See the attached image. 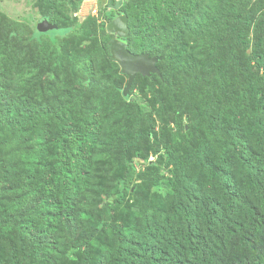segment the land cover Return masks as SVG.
Instances as JSON below:
<instances>
[{"label":"trees","instance_id":"trees-1","mask_svg":"<svg viewBox=\"0 0 264 264\" xmlns=\"http://www.w3.org/2000/svg\"><path fill=\"white\" fill-rule=\"evenodd\" d=\"M83 1L34 0L56 26L48 32L62 31L55 39L0 11V60L11 67L0 63V175L12 174L0 183V264H264V0H107L97 16L70 19ZM119 15L129 28L120 40L160 72L137 74L125 97L109 53L117 37L105 31ZM95 34L91 56L78 57L96 87L122 98L121 120L108 134L101 121L71 132L56 120L53 138L36 140L64 98L82 117L91 110L64 85L77 62L68 39ZM19 50L32 57L25 76ZM100 52L109 65L95 78ZM94 127L99 137L85 139ZM152 134L159 143L145 146ZM133 161L144 167L136 177Z\"/></svg>","mask_w":264,"mask_h":264},{"label":"rangeland","instance_id":"rangeland-1","mask_svg":"<svg viewBox=\"0 0 264 264\" xmlns=\"http://www.w3.org/2000/svg\"><path fill=\"white\" fill-rule=\"evenodd\" d=\"M121 1H126V0H121ZM33 2L34 0H0V11L4 14H6L9 18L15 20L18 23H24L27 24L31 29H34L37 26V23L40 19V15L38 14V11L36 8L33 7ZM92 0H84L80 6H79V10L78 13L76 14H72L69 13L68 17L70 19H75L73 17L76 16V18H81L84 19L85 17H89V12L88 9L90 7V4L92 3ZM107 0H96L95 6H96V11H98V6H104L106 5ZM93 7V6H91ZM39 33V32H38ZM52 33V34H51ZM61 35L62 31L60 30H56L53 32H48V36L53 37V39L56 38V36L54 35ZM53 35V36H52ZM97 34L91 36L90 41L89 40H82V41H78L79 38H77L76 36H72L68 39V42L71 45H75V47L73 48H68V50L76 56L77 58V62L75 64V66L73 67L70 77L67 79V81L65 82V85H67V88H69V95L75 96L77 94V92L79 91V99H80V103L82 104V106H86L88 108H91V110L89 111V113L85 116H81V114L78 113V111H76V109H74L75 107L73 105H68V98H64L63 101L61 102L62 104L60 105L61 107L64 108L63 112H61L60 114L58 113V115L56 117H51L50 120H48L47 122H45L44 124H42L40 126L39 129V134L37 133H31L30 135H33V138H35L36 140L39 139H48V138H53L54 135V131L57 130V128H59V126H56V120H59L60 123H69V127L72 129L71 132H77L81 130V125L84 123H88L90 119H92L96 124H98V121H101L103 123V131L104 129H107V134L111 132V129L113 130V124L117 121V120H121V117L123 115V111L125 110L122 107V98L116 94L113 90L111 92V90L109 89H105V92L101 89V87H96L95 84L92 82V80H90V77L86 74V71L84 69L85 65H86V61L81 60L78 56L81 55V53L83 52H88L90 51V49L92 48L93 43L95 44L94 40L97 38L96 36ZM18 37L21 40H25L29 37V33L27 31H21L18 32ZM117 39V38H115ZM53 41V40H52ZM26 47H21L22 51H25ZM65 49V48H63ZM62 49V50H63ZM66 51V50H65ZM90 56H91V51L89 52ZM94 54L96 55V52H94ZM101 56V57H99ZM94 57V56H93ZM27 59V63L25 64V66H23L24 61ZM100 60L99 64H97V66H95V78L98 77V69L100 70H104L105 68V62H107L106 60V55L105 52H100L98 54V59H94L93 62ZM0 63H2V66L6 67L7 71L9 68L5 66V61L4 59L0 60ZM17 66H14V69L17 68L18 69V74L20 76H25L26 74L30 73V66L32 65V57L29 55L26 56V58L23 60L22 54H20V50L18 52V57H17V61H16ZM107 64L109 65V63L107 62ZM68 65L67 61H62L61 62V68H65V66ZM24 67V68H22ZM121 82V83H120ZM126 82V78L124 77H118V79L116 80V84H122L124 85ZM25 92V91H24ZM130 97L132 99H135L136 101H138L141 105H143L145 108L150 109L149 111H154L155 110V106H151L148 104L149 100L148 98H143L142 95L138 92L137 89L132 91V94L130 95ZM112 114H115L114 116ZM108 119H105V118ZM52 119V120H51ZM105 119V120H104ZM104 120V121H103ZM127 122H122V125L119 128V134L123 135L126 132L127 127L125 126ZM41 129V130H40ZM155 132L157 133V129L155 130ZM41 133V134H40ZM98 135V131L97 129L94 128H90V130L88 131V135L85 136V139H89L93 137H99ZM110 135V134H109ZM114 137V136H113ZM151 140H146L143 139L144 141V145H149L150 143H159V139L157 138L156 134H152L150 136ZM85 148V140H84V144H83V149ZM82 149V150H83ZM100 147H96L95 148V152L93 154V156L96 159H100L99 154L101 152H106L107 149L105 148H101L99 151ZM149 161H153L154 157L150 156ZM43 166H46L45 169H49V163H47V165L40 163ZM132 167L134 168V176L136 177V175L139 173L140 170H142L143 168L139 167L134 161L131 162ZM163 167V166H162ZM153 167H151L152 169ZM164 171V170H162ZM34 174H28L27 180L33 178ZM164 177L167 176V172H163ZM12 179V174L10 172L0 175V183L6 180H10ZM32 181H29L26 183V185L24 186L23 191L25 193H27V191L29 192V190H31V185ZM139 182L136 181V178L134 179L132 184H138ZM77 184V183H75ZM131 184V185H132ZM80 187V186H79ZM133 190V189H132ZM32 198L35 196L33 194ZM39 221H41L40 218H38ZM53 233V231H51V234Z\"/></svg>","mask_w":264,"mask_h":264},{"label":"water","instance_id":"water-1","mask_svg":"<svg viewBox=\"0 0 264 264\" xmlns=\"http://www.w3.org/2000/svg\"><path fill=\"white\" fill-rule=\"evenodd\" d=\"M36 29L39 33H46L56 29V26L50 24L45 19H41L38 21ZM105 31L118 38L111 42L109 53L111 59L119 66L121 74L125 75L127 78L126 84L122 90L123 97L127 96L137 74L142 77H150L153 74L157 76L160 75L156 66L158 60L155 57H150L147 53L133 54L127 49L126 43L120 40L126 39L129 36L126 15L115 17L106 24Z\"/></svg>","mask_w":264,"mask_h":264},{"label":"built area","instance_id":"built-area-1","mask_svg":"<svg viewBox=\"0 0 264 264\" xmlns=\"http://www.w3.org/2000/svg\"><path fill=\"white\" fill-rule=\"evenodd\" d=\"M93 6V7H91ZM88 12L91 16H97V11H96V6H95V1L90 4V7L88 9Z\"/></svg>","mask_w":264,"mask_h":264},{"label":"clouds","instance_id":"clouds-1","mask_svg":"<svg viewBox=\"0 0 264 264\" xmlns=\"http://www.w3.org/2000/svg\"><path fill=\"white\" fill-rule=\"evenodd\" d=\"M92 1H93V2L95 1V3H96V0H92ZM93 2H92V3H93ZM89 15H90V14H89ZM90 16H91V15H90ZM93 17H95V16H93Z\"/></svg>","mask_w":264,"mask_h":264}]
</instances>
